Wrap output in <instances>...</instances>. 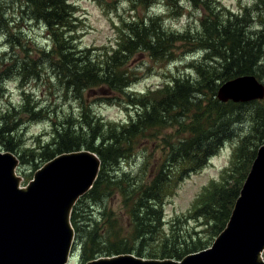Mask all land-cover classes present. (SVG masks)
<instances>
[{
    "label": "trees",
    "instance_id": "obj_1",
    "mask_svg": "<svg viewBox=\"0 0 264 264\" xmlns=\"http://www.w3.org/2000/svg\"><path fill=\"white\" fill-rule=\"evenodd\" d=\"M123 1L131 4L133 10L143 9V17L139 14L122 20V26L117 28L116 45L99 49L80 45L78 9L71 0H22L21 7L29 19L46 28L51 46L50 50L35 47L29 62L18 61L14 68L12 65L8 68H13L12 74L20 82L22 105L10 104L0 115V145L15 153L22 165L33 164L35 171L56 156L82 149L96 153L101 159L102 166L94 187L78 201L71 218L76 246L80 250L83 248L81 261L84 264L102 256L121 254L182 260L189 254L207 249L198 247L202 240L185 236L187 230H176L172 225L170 240L178 241L184 235L185 243L172 245L162 241L158 243L162 247L160 251H148L137 245L147 244V238L157 234L159 227L166 230L163 207L167 200L184 179L202 170L234 135L231 127L237 121L229 116L226 105L235 103L208 99L210 103L206 107L219 110L214 117L199 106L193 110L197 104L196 95L210 93L215 98L220 86L230 80L248 75L260 79L264 62V0H257L254 9L246 7L240 12L222 6L219 0ZM185 4L199 10L202 16L198 26H188L183 31L173 29L166 23L165 16L153 12V7L161 5L169 18L180 17L186 10ZM7 22L6 10L0 6V31ZM254 24L258 30L252 29ZM4 33L16 53L12 31L5 29ZM178 53L199 54L192 59L189 69L196 72L197 78L176 76L164 87L145 94L128 92L139 79L132 66L138 58L148 55L156 61H173L179 57ZM2 64L5 61L2 60ZM28 64L30 69L25 67ZM2 67L0 90L6 86L8 74ZM45 74H50L53 82L50 86L59 87L69 101L71 95L77 101L81 115L77 120L66 111L64 104L51 103L44 107L30 94V84L42 82ZM98 92L103 94L102 97L111 98L113 103L122 104L124 100L125 109H135V115L130 113L129 121L116 123L93 114L86 98L88 94L97 95ZM202 115L206 116L205 121ZM41 119L47 120L53 128L51 141L47 144L39 142L35 147L24 149L22 154L18 153L12 146V138L17 137L16 130ZM253 122L250 134L237 140L238 147L221 179L202 191L194 211L185 220L198 219L197 228L211 229L214 238L226 228L258 150L264 144V107ZM174 124L178 126L179 136L183 131L186 135L169 145L162 165L158 171L155 168L154 174L151 172L148 181V177L115 171L129 159L135 146L158 138ZM26 156H32V159L27 160ZM143 159L145 168L140 174L148 173L149 160ZM113 171L117 174L113 175ZM117 195L123 198L129 223L133 225L130 234H120L128 237L119 241H116L119 234L107 207L100 214L102 222L109 218L110 228H100L93 217L94 210H100L95 208L97 203L102 204L103 199ZM180 220L179 217L177 221ZM198 233L196 231L195 235ZM130 236L136 239L134 244H129ZM99 241L105 245L101 246Z\"/></svg>",
    "mask_w": 264,
    "mask_h": 264
},
{
    "label": "rangeland",
    "instance_id": "obj_2",
    "mask_svg": "<svg viewBox=\"0 0 264 264\" xmlns=\"http://www.w3.org/2000/svg\"><path fill=\"white\" fill-rule=\"evenodd\" d=\"M0 6L5 8L6 17L8 19L7 24L1 26L2 30L0 31V67L3 66V71H7V79L4 82L6 85L3 90H0V115L3 113V110H6L10 104L15 106L22 105V93L20 82L16 79V76L12 74L13 65L19 63L18 61L24 63L29 62V57L34 56V48L38 47L40 49L46 48L50 50L51 42L47 38V30L42 24H37L34 21L29 19L28 14L25 13V9L21 7L22 0H0ZM220 4L224 7H227L233 12H240L243 8H252L254 9L258 4L257 0H219ZM77 9L79 17V42L82 47H98L103 49V47L111 48L116 45V40L118 39V27L122 26V20L131 19L136 15H141L143 17V9L139 8L133 10L131 4L123 0H71ZM186 10L183 12L180 17H171L169 18L167 10L160 6L153 7V12L160 13L166 17L167 24L170 27H173L175 30L183 31L186 27H196L199 24L201 19V12L196 10L189 4H185ZM136 11H139V13ZM22 19V21L20 20ZM257 26H260L257 23ZM5 29L12 31L15 43V52H13L11 44L7 41V35L4 33ZM253 30H256V24L252 27ZM259 29V27H258ZM257 29V30H258ZM252 30V31H253ZM12 42V41H11ZM180 54L179 57L172 59L173 61H156L153 60L148 55H142L136 60L132 65L133 69L136 71V74L139 75V79L135 82L128 92L141 93L145 94L151 90H156L164 87L167 83L176 76H188L191 75V79L197 78L196 72L191 69L193 64L192 59L198 57L197 54ZM6 58V60H5ZM2 60L5 61V64H2ZM12 65V66H11ZM13 67L12 70H8L9 67ZM26 69L31 67L29 64L25 65ZM30 69V68H29ZM261 75L260 81L264 83V62L261 64ZM260 72V69L258 70ZM50 74H45L43 81L39 83H31L30 94L34 95V98L37 102L44 104V107L48 104H64L63 107L68 113L73 114L74 118L77 120L81 115L79 113L78 107L79 104L73 99V96L65 98L62 94V91L59 87H53V82L50 80ZM258 78V77H256ZM222 86V85H221ZM220 86V87H221ZM218 91L216 92V97H212L209 93L206 96L204 93L197 94L195 101L197 104L193 106V110H196L199 106V109H206L207 115L216 116L219 113V110L216 107L207 108V104L210 103L208 99L213 98L219 100ZM101 92L95 94H88L86 102L91 107L93 114L101 117L103 120L108 122L123 123L124 121L130 120L131 116H134L135 109H125L124 100L122 104L113 103L114 101L109 97H102ZM224 103V102H222ZM226 109L229 116L234 118L237 123L232 125L231 130H233L234 135L231 139L227 140L224 145L221 147L220 151L213 157L210 158L208 164L199 172H195L184 179L175 194L171 196L165 206L163 207V214L165 219V228H158L157 234L147 238L149 241L147 244L140 245L137 247L152 249L160 251L161 243L169 242L172 245H178L179 243H185V237L182 235L178 241L170 240L171 230L169 229L172 225L176 230H187L185 236H195L199 238L200 246L199 248H210L212 243L215 240V233L211 229L197 228L198 219H191L190 221H185L194 211V207L197 204L198 198L201 195L202 191L208 187L213 181H219L223 170L228 167L230 164L232 153L234 148L237 146V140L248 134H250L252 129V124L254 119L257 118V115L260 113V110L264 107V99L256 100L247 103H235L231 105H226ZM11 111V109L9 110ZM74 111V112H71ZM12 112V111H11ZM236 112V113H235ZM237 116H236V115ZM204 120L206 116L202 115ZM240 117L242 120L240 121ZM207 127V125H206ZM15 132L17 137L13 140V147L17 148L18 153L22 154V151L30 146H37L39 142L47 144L51 141V134L53 133V128L49 126V123L45 119L38 121H33L27 125L19 127ZM179 130L178 126L172 125L171 127L164 130L158 138L149 140V142H143L139 146H135L132 151L131 156L128 160L121 163L117 166L115 171L120 174L128 173L133 176L141 177H151V172L155 173L159 170V166L162 165L165 154L169 151V145L177 141L181 136H185L186 132H182L181 136L178 135ZM244 135V136H243ZM165 139V142H164ZM1 146V145H0ZM1 150L7 151L5 147L1 146ZM27 160H31L32 156H26ZM143 157L148 158V173L140 174L141 170L145 168V160ZM34 158V157H33ZM247 163V162H246ZM152 168H154L152 170ZM243 169V168H242ZM152 170V171H151ZM113 171V175L117 173ZM34 165H30V162L27 165L22 166L21 173L18 170L19 175L23 178L22 186H26L28 183L25 182L29 178H33L35 174ZM104 203H97L95 208L100 210H94V219L96 223L101 228L107 226L110 228V221L107 217L104 222H102V216L100 211L104 207H107L108 211L112 213L111 219L115 222V228L117 235L119 234V239L127 238L123 237L120 234L131 233L132 224L129 223V218L127 216V208L123 204V198L119 195L114 197H108ZM181 218L178 222L177 219ZM102 222V223H101ZM197 228V229H196ZM199 232L198 235L195 233ZM129 244H134L136 239H133L132 236L129 238ZM114 240V239H113ZM157 240V241H155ZM101 246H104V243L99 241ZM205 250V249H203ZM83 252V248L80 250V253H75L70 264H81L79 255Z\"/></svg>",
    "mask_w": 264,
    "mask_h": 264
},
{
    "label": "water",
    "instance_id": "obj_3",
    "mask_svg": "<svg viewBox=\"0 0 264 264\" xmlns=\"http://www.w3.org/2000/svg\"><path fill=\"white\" fill-rule=\"evenodd\" d=\"M218 92L224 103L264 99V85L254 76L231 80ZM18 164L14 154L0 150V264H66L74 238L71 212L97 180L100 159L86 150L57 156L35 174L27 189H20ZM263 251L264 146L212 249L188 255L181 263L122 255L89 264H264Z\"/></svg>",
    "mask_w": 264,
    "mask_h": 264
}]
</instances>
